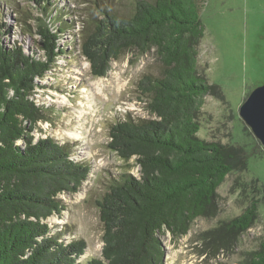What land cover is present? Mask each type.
<instances>
[{
  "label": "trees",
  "instance_id": "obj_1",
  "mask_svg": "<svg viewBox=\"0 0 264 264\" xmlns=\"http://www.w3.org/2000/svg\"><path fill=\"white\" fill-rule=\"evenodd\" d=\"M202 1L127 0L120 13L96 2L82 27L78 51L93 76H105L111 61L128 51H154L158 65L157 74L144 73L137 82L147 116L109 126L107 147L125 162L134 158L139 175L121 173L96 200L103 244L100 256L84 260L85 239H63L46 219L61 214L59 196L79 191L91 165L74 159L71 145L33 135L37 122L47 119L34 97L38 80L64 52L57 33L67 22L50 24L49 0H32L37 15L13 8L22 32L38 36L37 51L30 52L7 45L8 29L0 22V264H163L160 234L185 235L211 213L226 175L245 169L242 146L197 135L205 96L224 98L198 68ZM256 216L250 204L207 235L232 243ZM238 264H264V241Z\"/></svg>",
  "mask_w": 264,
  "mask_h": 264
},
{
  "label": "rangeland",
  "instance_id": "obj_2",
  "mask_svg": "<svg viewBox=\"0 0 264 264\" xmlns=\"http://www.w3.org/2000/svg\"><path fill=\"white\" fill-rule=\"evenodd\" d=\"M49 1L50 24L61 27L67 22L57 33L64 52L38 80L34 97L44 105L47 119L37 122L33 135L35 141L52 137L71 145L72 157L91 165L79 191L59 196L65 205L61 214L46 219L63 239H85L84 260L101 254L102 224L96 200L121 173L139 175L134 158L125 162L107 147L109 126L125 117L147 116L137 82L144 73L157 74L158 65L154 51H128L111 61L105 76H93L89 62L78 51L82 27L96 2L120 13L127 0ZM34 6L32 0H0L7 45L16 42L27 52L37 51L38 36L23 33L24 25L17 23L18 13L13 11L31 8L37 15ZM200 18L204 34L198 45V68L209 82L220 86L224 98L205 96L197 135L206 141L242 146L248 159L245 169L230 172L217 187L207 217L197 218L185 235L160 234L163 264H238L245 251L257 249L264 241V148L238 114L248 94L264 84V0H203ZM250 204H255L257 216L236 241L231 243L225 235L208 237L207 232L220 221L241 214Z\"/></svg>",
  "mask_w": 264,
  "mask_h": 264
},
{
  "label": "water",
  "instance_id": "obj_3",
  "mask_svg": "<svg viewBox=\"0 0 264 264\" xmlns=\"http://www.w3.org/2000/svg\"><path fill=\"white\" fill-rule=\"evenodd\" d=\"M238 114L264 148V84L248 94L240 105Z\"/></svg>",
  "mask_w": 264,
  "mask_h": 264
},
{
  "label": "bare ground",
  "instance_id": "obj_4",
  "mask_svg": "<svg viewBox=\"0 0 264 264\" xmlns=\"http://www.w3.org/2000/svg\"><path fill=\"white\" fill-rule=\"evenodd\" d=\"M76 136H78V134H76Z\"/></svg>",
  "mask_w": 264,
  "mask_h": 264
}]
</instances>
